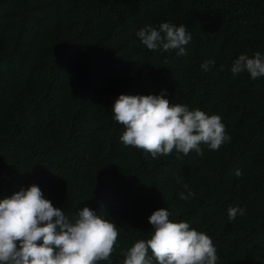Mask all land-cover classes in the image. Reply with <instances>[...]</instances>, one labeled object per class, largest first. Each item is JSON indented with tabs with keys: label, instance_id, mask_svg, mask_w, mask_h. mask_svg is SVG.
Wrapping results in <instances>:
<instances>
[{
	"label": "trees",
	"instance_id": "obj_1",
	"mask_svg": "<svg viewBox=\"0 0 264 264\" xmlns=\"http://www.w3.org/2000/svg\"><path fill=\"white\" fill-rule=\"evenodd\" d=\"M163 22L186 25L187 55L141 44L136 33ZM257 51L264 0H0V199L36 184L70 219L88 206L115 223L99 264H123L160 208L207 234L217 264H264V76L230 71ZM162 91L219 115L230 141L180 158L125 146L115 99ZM230 207L245 214L229 220Z\"/></svg>",
	"mask_w": 264,
	"mask_h": 264
},
{
	"label": "clouds",
	"instance_id": "obj_2",
	"mask_svg": "<svg viewBox=\"0 0 264 264\" xmlns=\"http://www.w3.org/2000/svg\"><path fill=\"white\" fill-rule=\"evenodd\" d=\"M149 51L176 50L187 55L185 46L191 35L186 25L163 22L158 28L146 26L136 33ZM215 61H205V72ZM224 66L221 65V70ZM231 73L247 72L251 79L264 76V56L239 55L232 63ZM113 118L124 127L120 141L149 153L153 159L177 158L195 151L202 156L201 144L219 150L230 141L221 117L190 110L184 104H172L161 94H120L112 105ZM235 174L241 175L237 169ZM180 199L190 200L195 193L184 185ZM228 219L244 215L245 210L230 207ZM165 208L154 210L148 217L152 233L147 240L136 241L126 250L123 264H217L218 256L212 239L190 227L189 222H173ZM119 232L115 223L103 219L84 206L74 219L65 215L44 198L36 184L0 199V264H99L109 261L116 250ZM150 253V254H149Z\"/></svg>",
	"mask_w": 264,
	"mask_h": 264
}]
</instances>
